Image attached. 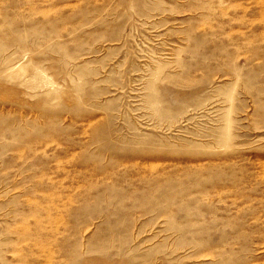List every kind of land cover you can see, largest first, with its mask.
<instances>
[{
    "label": "rangeland",
    "instance_id": "obj_1",
    "mask_svg": "<svg viewBox=\"0 0 264 264\" xmlns=\"http://www.w3.org/2000/svg\"><path fill=\"white\" fill-rule=\"evenodd\" d=\"M0 264H264V0H0Z\"/></svg>",
    "mask_w": 264,
    "mask_h": 264
},
{
    "label": "bare ground",
    "instance_id": "obj_2",
    "mask_svg": "<svg viewBox=\"0 0 264 264\" xmlns=\"http://www.w3.org/2000/svg\"><path fill=\"white\" fill-rule=\"evenodd\" d=\"M43 249V248H42Z\"/></svg>",
    "mask_w": 264,
    "mask_h": 264
}]
</instances>
